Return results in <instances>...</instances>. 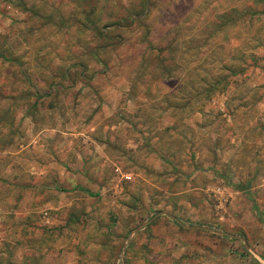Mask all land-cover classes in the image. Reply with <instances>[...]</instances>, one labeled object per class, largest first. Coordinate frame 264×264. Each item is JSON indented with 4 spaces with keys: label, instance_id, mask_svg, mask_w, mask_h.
<instances>
[{
    "label": "rangeland",
    "instance_id": "obj_1",
    "mask_svg": "<svg viewBox=\"0 0 264 264\" xmlns=\"http://www.w3.org/2000/svg\"><path fill=\"white\" fill-rule=\"evenodd\" d=\"M0 264H264V0H0Z\"/></svg>",
    "mask_w": 264,
    "mask_h": 264
},
{
    "label": "water",
    "instance_id": "obj_2",
    "mask_svg": "<svg viewBox=\"0 0 264 264\" xmlns=\"http://www.w3.org/2000/svg\"><path fill=\"white\" fill-rule=\"evenodd\" d=\"M147 223H145V224H143V225H141V226H139L138 228H136L132 233H131V235L132 234H135L136 232H138L144 225H146ZM131 235L129 236V238L131 237Z\"/></svg>",
    "mask_w": 264,
    "mask_h": 264
},
{
    "label": "built area",
    "instance_id": "obj_3",
    "mask_svg": "<svg viewBox=\"0 0 264 264\" xmlns=\"http://www.w3.org/2000/svg\"><path fill=\"white\" fill-rule=\"evenodd\" d=\"M123 178H124L125 180H127V181H130V180H131V176H129V175H124Z\"/></svg>",
    "mask_w": 264,
    "mask_h": 264
},
{
    "label": "trees",
    "instance_id": "obj_4",
    "mask_svg": "<svg viewBox=\"0 0 264 264\" xmlns=\"http://www.w3.org/2000/svg\"><path fill=\"white\" fill-rule=\"evenodd\" d=\"M254 14H257V13H259V12H253Z\"/></svg>",
    "mask_w": 264,
    "mask_h": 264
}]
</instances>
